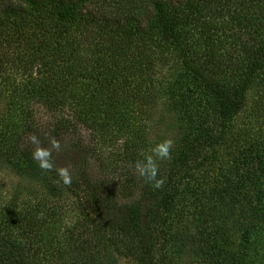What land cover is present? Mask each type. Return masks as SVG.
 I'll list each match as a JSON object with an SVG mask.
<instances>
[{"label":"trees","instance_id":"1","mask_svg":"<svg viewBox=\"0 0 264 264\" xmlns=\"http://www.w3.org/2000/svg\"><path fill=\"white\" fill-rule=\"evenodd\" d=\"M0 81L21 114L32 103L47 111L25 126L45 148L60 141L52 161L68 167L81 211L73 220L32 187L12 188L0 264H109L113 254L176 264L170 243L191 222L214 264L245 263L264 232V0H0ZM254 85V126L237 127ZM162 103L181 121L178 136H157L174 144L157 160L156 189L135 164ZM0 138V155L34 176L36 145ZM230 223L238 243L227 255Z\"/></svg>","mask_w":264,"mask_h":264},{"label":"rangeland","instance_id":"2","mask_svg":"<svg viewBox=\"0 0 264 264\" xmlns=\"http://www.w3.org/2000/svg\"><path fill=\"white\" fill-rule=\"evenodd\" d=\"M171 74L173 75L172 81H175L176 85L182 83L184 73L181 66H178L176 70L171 69ZM163 76L167 77L168 72H164ZM260 90V85H254L251 88L249 93L251 105L236 119L235 125H237V127L242 128L245 124H247L249 128L254 126V108H257V104L262 100ZM5 93L0 83V136H6L5 146H10L11 148L12 145L15 144L24 146L29 141V128L25 126L26 120L31 121L30 123L34 125L38 121L49 119V115L47 111L37 103H32L29 109L26 111L24 110L23 114H21L20 110L16 109V105L13 102L6 100ZM161 109L164 110L166 114L163 115L162 112L159 114L163 115L160 126L155 127L153 125V116L147 121L148 125L145 128L146 135H143V138H145L142 150L143 156L149 154L151 149L158 144V135L161 137L163 136V139L164 136L166 138H174L179 135V131H177L176 128L179 127L181 121L180 116L177 112H171V108L165 103H162L158 111H161ZM162 124L163 126L161 127ZM16 131L18 132L16 133ZM3 140L4 139L0 138V141ZM2 147L3 145L0 143V148ZM102 149H107V152L111 151L108 150L110 148H104L103 146ZM34 174V176L33 174L27 176L21 173L10 163L9 157L0 155V204L11 195L12 188L19 190L20 193H25L27 189L32 187V190L37 191L39 195L46 198L47 204H59L58 206L63 207V209L67 208L68 213H66V215H68L70 219H80V198L77 190L71 191L54 177L52 173L43 171L39 166ZM181 208L182 203H179L172 213L174 218H178V215L181 213ZM229 213L230 211L227 210L225 216H229ZM232 224L230 223L225 227L226 229L222 230L220 233V242L222 245H225V252L227 255L229 252L226 249L234 250V246L238 243V229ZM179 231V236L174 242L173 240L171 241L172 244L170 243L171 256L176 264H214L207 253V248L198 241L200 236L194 223H187L186 228L179 226ZM248 253L244 264H264V232L254 238ZM109 258H111L109 259L111 261L109 264H114V261L116 264H141L132 256L127 257L121 256L120 254H113ZM226 261L230 264L231 259L228 257Z\"/></svg>","mask_w":264,"mask_h":264},{"label":"clouds","instance_id":"3","mask_svg":"<svg viewBox=\"0 0 264 264\" xmlns=\"http://www.w3.org/2000/svg\"><path fill=\"white\" fill-rule=\"evenodd\" d=\"M29 140L36 145L32 152V159L37 162L40 169L47 172L55 170L63 184L70 186L72 175L68 167L55 168L52 161V152L60 150V141L52 137L49 140L50 147L45 148L40 144L39 138L35 134H30ZM173 144L174 142L171 139L161 141L151 149L149 154H145L143 159L138 160L135 164L136 173L156 189L161 188L165 183L163 178H158L159 167L157 160L170 158Z\"/></svg>","mask_w":264,"mask_h":264}]
</instances>
